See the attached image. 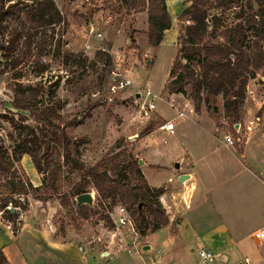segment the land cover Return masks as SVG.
I'll list each match as a JSON object with an SVG mask.
<instances>
[{
  "label": "rangeland",
  "instance_id": "rangeland-1",
  "mask_svg": "<svg viewBox=\"0 0 264 264\" xmlns=\"http://www.w3.org/2000/svg\"><path fill=\"white\" fill-rule=\"evenodd\" d=\"M186 1L189 2L184 0ZM225 1L227 3L222 8L217 7V0H209L208 4L209 24L218 27V31L236 25L242 10L248 12L247 0ZM261 1L264 4V0ZM55 2L67 20L58 29L64 51L83 53L89 62L98 61L97 68L91 69L89 63L81 68L74 62L66 63L62 57L50 54L35 58L23 68L20 80L25 84L43 83L49 90L46 99H59L64 103L60 111L61 125L78 119L77 124L68 127L66 131L72 142V159L83 162L86 167H94L115 153L126 150L139 161L141 170H145L148 163L159 164L156 167L151 165L152 168H160L158 171L146 168V174L151 184L161 186L164 182H172V178L168 170L161 171L160 165L168 163V168L172 170L171 162L178 159V155H174L177 149L194 151V148L203 145L209 149L210 154L202 157L206 161L199 168L181 159L185 165L183 172H193L198 176V187L193 186L190 190L173 183H164L162 187L169 196L177 192L182 195L188 190L190 195L179 198L182 205L180 210L175 209L174 205L164 207L169 220L174 217L172 229L166 226L146 237L139 235L141 239L133 247L132 256L135 257L139 250L144 253L149 245L152 247L150 255L155 256L159 250L167 251V231L179 233L182 221L186 218L192 227L201 223L199 225H202L203 231L212 232L223 226L227 232L241 237V241L227 250H221L217 245L206 247L216 254L214 264H244L246 258L252 264H264V241L256 242L253 239L257 230L264 229V68L248 83L240 123L232 124L225 117V100L222 96H212L207 100V94L203 93L204 101L200 113H197L190 97V86L186 88V95L170 93L168 90L170 72L178 50L183 45L184 27L190 24L182 17L184 11L175 13L178 16V26L176 24L170 34H167L166 42L159 47H152L147 35V11L130 10L122 0ZM253 6L258 14L264 11V5L261 8L253 1ZM173 33L177 38L171 42ZM251 41L256 40L252 38ZM100 51H106L112 57V62L107 67L104 61L97 58ZM4 63L0 55V68ZM113 72L119 76L115 77ZM13 75V72L0 75V152L6 150L10 157L15 148L27 139L16 129L17 126L22 124L38 127V123L28 112L17 111L11 105L12 93L8 85ZM58 77L62 79L58 81ZM124 78L131 80L132 85L116 94L111 93L110 88L117 79ZM149 90L157 97L154 102L156 110L151 119H144L140 108L146 100L144 95ZM181 112L187 118H177ZM170 119L175 123V135L168 136L158 132L157 128ZM227 134L235 140L233 147H228L223 142L224 135ZM38 151L50 169L60 168L57 179L59 193L50 200L57 207L52 216L57 229L66 232L76 228L79 230L77 232H82L86 241L92 240L97 234H103L102 239L106 240V231H113L118 227L114 220L118 207L125 206L119 200L113 203L111 199L101 200L103 206H100L102 204L98 192L93 184H89L87 193L93 195L94 202L92 205H82L80 210L81 206H78L76 198L71 196V189L81 179L82 172L73 169L71 163H65V152L59 141L52 140L49 148L42 143ZM141 160L145 165L140 164ZM7 163L6 167H10L9 162ZM32 169L36 170L34 164L31 166L26 163L23 167L21 160V163L15 162L7 172L0 171V193L6 192L12 179H21L25 183L30 180L29 177L34 178ZM40 177L42 181V175ZM15 198L22 205L28 204L27 209L18 208L19 215L31 210L30 201L36 200L31 190H28L27 195ZM81 212H87L89 219H83ZM44 214L46 213L39 204L27 216L25 214L20 223L33 221L35 226L40 227L45 221ZM104 217L113 221L114 228L103 220ZM120 230L134 236L128 228ZM206 243L208 244L207 241ZM192 249L194 251H190L191 261L188 264H198L200 247L192 245ZM168 251L165 254L167 261L163 264L185 263L183 255L179 259L178 252L172 251L169 254ZM186 254L189 255V252ZM108 263L106 261L105 264Z\"/></svg>",
  "mask_w": 264,
  "mask_h": 264
},
{
  "label": "trees",
  "instance_id": "trees-1",
  "mask_svg": "<svg viewBox=\"0 0 264 264\" xmlns=\"http://www.w3.org/2000/svg\"><path fill=\"white\" fill-rule=\"evenodd\" d=\"M253 1L261 8L264 5L261 0H247L248 12L241 11L237 17L238 23L218 31V27L209 24V0H189L191 4L182 17L190 24L184 27L183 45L171 69L168 90L186 95V88L190 86V97L197 113H200L204 101L203 93L207 94V100L212 96H222L225 100V117L232 124L240 123L248 83L264 68V11L258 14ZM122 2L130 10L147 11L149 44L159 47L165 32L172 27L166 0ZM217 2L219 8L227 3L225 0ZM66 22L55 0H0V55L5 62L0 68V75L14 73L8 85L12 93L11 105L17 111L28 112L38 123L36 128L22 124L17 126L16 129L27 139L15 148L12 157L6 150L0 152V171L7 172L15 162L21 163L23 156L28 155L38 174L43 177L39 187H35L30 180L24 183L21 179H12L6 192L0 193V218L16 224L19 214L11 210L27 209L28 204L22 205L15 197L27 195L28 190L42 203H47L59 193L57 179L60 168L50 169L38 151L42 143L49 148L52 140H56L63 146L65 163H71L73 169L82 172L81 179L71 189V196L77 198L87 193V186L93 184L100 202L104 199H111L113 203L119 200L130 213L137 234L146 237L170 223L161 203L165 189L151 187L138 166L139 161L126 150L115 153L94 167H86L83 162L72 159V142L66 131L77 124L78 119L61 125L60 111L64 103L59 99H46L49 90L43 83L25 84L20 80L23 68L35 58L50 54L62 57L66 63L74 62L81 68H85L87 63L91 69L97 68L98 61L89 62L83 53L64 51L58 29ZM252 38L256 41L252 42ZM97 58L105 62V67L112 62V57L106 51H100ZM61 79L58 77V81ZM12 122L15 123L13 119ZM7 162L10 167H6ZM80 216L89 219L87 212H81ZM103 220L114 228L109 217ZM6 263L0 250V264Z\"/></svg>",
  "mask_w": 264,
  "mask_h": 264
},
{
  "label": "crops",
  "instance_id": "crops-1",
  "mask_svg": "<svg viewBox=\"0 0 264 264\" xmlns=\"http://www.w3.org/2000/svg\"><path fill=\"white\" fill-rule=\"evenodd\" d=\"M166 2L169 13L172 17V27L165 32L161 45L166 42L168 37L167 34H170L176 24L178 26V16L175 13H182L191 4L188 1L184 2V0H166ZM179 5L181 6L180 8ZM176 38L177 35L173 33L170 37L171 42L176 40ZM208 151V147H204V145L202 147L194 148V151L184 150L183 148L177 149L174 155H178V159H174L173 162H171L173 165L172 170L171 168H168V163L167 165H160L161 171L168 170L167 172L172 178V182L169 181L164 183L170 185L173 183L175 186H184V188L190 190H192L193 186L198 187V183H196L198 176L193 172H183L185 165L183 162L184 160L181 159H185L188 163H193L196 165V168H199L198 166H203L206 161L205 158L202 157H207V155L210 154ZM158 156L160 155L158 154ZM31 161L32 160L28 155L23 156L22 166L24 167L26 163L33 166V163H30ZM178 162L180 163L179 170L175 168V164ZM151 165L156 167L159 164L148 163L146 168L157 171L160 169L152 168ZM146 168L145 170L142 169V172L150 186L153 188H161L164 183L161 186L151 184L146 174ZM31 173L34 175V178H32V176L29 177L31 183L35 187H39L42 184L40 175L33 169ZM184 175H188L189 178L185 180V182H181L180 178ZM188 192L190 191L188 190L182 195L177 192L176 194H172V196L165 193L161 197V203L166 208L168 205H174L175 209L180 210V206L182 205L179 203V198H184L186 195H190ZM30 204L31 210L38 208L40 204L43 212L46 213L44 214L46 215L45 221L40 227L35 226L33 221L20 223L25 214L27 216L31 210L25 212L24 215H19L16 224H12L9 220L3 219L2 217L0 218V250L6 258V264H105L106 261L109 262L108 264H160V262L163 264V262L167 261L165 254L169 249V254L172 251L178 252L180 256L179 259L184 256V264H188L191 261L190 251H194L192 245H196L198 248L200 247V249H207L206 247H209V245H217L220 246L221 250H227L234 243L241 241V237H238V235L233 234L230 231L227 232L223 226H220L212 232L203 231L201 229L202 225H199L201 223L192 227L187 219L184 218L185 220L182 221L179 233L167 231L169 236V246L167 251H165V249L164 252L159 250L156 255L153 256L150 255L152 247L149 245V247L145 248L146 251H143L144 253H141L139 250L134 257L132 256L134 254L133 247H136V244L141 239L137 233H134L133 236L130 232L121 231V228L117 227L115 230L113 229V231H106V240L102 239L103 234H97L92 240L86 241L85 238L83 239L82 237L84 236L82 232H77L79 230L76 228H73L74 231L67 230L66 232L57 229V225L53 222L52 217L57 210V207H54L50 200L44 204L37 200H32L30 201ZM60 206L63 207L64 205L60 204ZM16 213H18V211H16ZM173 218L174 217H170L171 223L168 225L170 229H172ZM127 233H129V235ZM213 239H215V241L212 242ZM187 251L189 252V255L186 254ZM208 251L213 253L211 250Z\"/></svg>",
  "mask_w": 264,
  "mask_h": 264
},
{
  "label": "built area",
  "instance_id": "built-area-1",
  "mask_svg": "<svg viewBox=\"0 0 264 264\" xmlns=\"http://www.w3.org/2000/svg\"><path fill=\"white\" fill-rule=\"evenodd\" d=\"M101 37V34L98 35ZM113 75L115 77H118L119 74L116 72H113ZM132 85V81L124 78V79H117L114 85L110 88L111 93L116 94L118 91L123 90L129 86ZM145 99L141 108H140V114L144 119H151L153 113L156 110L155 107V99L157 98L155 94L152 93V91H147L146 94L144 95ZM186 117L187 115L183 112L179 113L177 118H182ZM158 132L166 133L168 136H173L175 135V123L174 120H168L166 121L163 125L159 126L157 128ZM223 142L226 146L228 147H233L235 145V140L233 136L227 134L224 135ZM264 182V180H263ZM11 207H8L10 209ZM118 214H116V223L118 224V227L120 228H128L130 231L133 233H136V228L134 221L130 215V213L124 208L122 205L118 207ZM253 239L257 242H262L264 241V229H260L256 231L253 234ZM198 264H214L215 261V255L211 253L210 251L206 249H200L198 251ZM227 260V259H226ZM244 264H252L249 258H246L244 261Z\"/></svg>",
  "mask_w": 264,
  "mask_h": 264
},
{
  "label": "water",
  "instance_id": "water-1",
  "mask_svg": "<svg viewBox=\"0 0 264 264\" xmlns=\"http://www.w3.org/2000/svg\"><path fill=\"white\" fill-rule=\"evenodd\" d=\"M148 64H150V62H148ZM140 164L145 165V163L142 160L140 161ZM175 168L177 170L180 169V163L179 162L175 164ZM188 178H189L188 175H184L180 178V181L185 182V180H187ZM76 201H77L79 207L84 205V204L92 205L94 202V197L90 193H85L83 195L78 196L76 198ZM11 211H12V213H15L17 211V209L13 208Z\"/></svg>",
  "mask_w": 264,
  "mask_h": 264
}]
</instances>
